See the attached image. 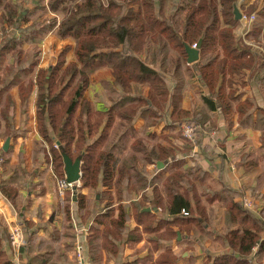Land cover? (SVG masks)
Listing matches in <instances>:
<instances>
[{"label":"trees","instance_id":"obj_1","mask_svg":"<svg viewBox=\"0 0 264 264\" xmlns=\"http://www.w3.org/2000/svg\"><path fill=\"white\" fill-rule=\"evenodd\" d=\"M198 1L0 0V82L4 83L0 91V102L4 103H0V116L10 124L11 108L15 105L9 93L12 87H19L23 109L36 87L37 123L42 136L36 142L38 150L46 155L51 153L58 177L66 176L63 153L73 160L81 158L82 185L77 187L76 204L83 221L93 218L86 237L90 264H98L104 251L120 257L125 244L137 243L143 233L155 249L163 248L152 264H176L183 257V253L174 252L171 246L178 232L182 234L179 242L198 244L201 249L207 239H212L204 249L208 252L204 264H264L261 263L264 209L257 212L248 208L242 198L237 199L245 192L226 185L211 193H200L197 183L200 185L209 179L201 165L197 162L183 167L184 161L179 159L167 164L168 157L177 155L176 150L162 148L156 153L154 147L147 146V138L142 135L144 130H136L132 125L137 114H146V111L159 121L162 116L157 111L168 104L173 106V120L183 122L188 113L181 109L180 101L186 79L195 71L201 72L202 79L211 87L212 82H208L211 63L205 56L189 64L171 48L163 34L169 28L180 31L184 13ZM218 2L220 10L230 16L233 24L220 32V42L224 45L232 42L233 34L228 28L240 22L234 15L238 0ZM260 16L264 19V7ZM51 32L60 38H72L75 45L64 46L51 68L37 69L41 43ZM261 32L264 36V29L257 27V35ZM73 47L75 60L68 61ZM104 66L111 68L114 77L107 89L115 93L120 88L121 92L114 95V102L107 110H99L84 95L91 86V75ZM169 79L174 82L172 88ZM145 89L147 95H144ZM180 137L185 144L179 150L181 153L192 152L195 146L202 149L200 132L194 141L183 134ZM57 141H60L59 147L55 146ZM127 147L129 155H125ZM207 148L206 145L204 149ZM5 154L2 150V172L7 164ZM139 154L145 156L143 163H154L157 169L159 161L163 162L169 173L143 174L137 168ZM121 155L125 156L120 158ZM20 172V168H15L14 175L0 180V189L11 200ZM98 185L105 187L99 200L105 201L106 206L94 211L84 189L92 191ZM148 187H152L150 196L146 192ZM111 189L116 194V202L112 200ZM138 195L141 200L135 199ZM214 201L222 206V232L213 225L217 207L208 208L206 204ZM150 205L159 212L146 210ZM63 212L65 248L74 251L73 259L56 254L57 247L48 244L43 246L45 256L28 252L31 256L27 264H44L45 259L48 264H78L79 233L73 220L70 189ZM132 218L137 224L130 228ZM32 238L29 249L34 246ZM194 263L195 257L191 261Z\"/></svg>","mask_w":264,"mask_h":264},{"label":"crops","instance_id":"obj_2","mask_svg":"<svg viewBox=\"0 0 264 264\" xmlns=\"http://www.w3.org/2000/svg\"><path fill=\"white\" fill-rule=\"evenodd\" d=\"M229 17L220 10L218 0H199L184 13L180 31L176 32L169 28L163 32L171 48L183 55L186 61L185 45L192 46L194 42L202 39L199 59L205 56L206 61L211 63L209 70L212 74L210 73V78L208 77V82H212L211 87L202 79L201 72L195 71L187 77L184 96L180 101L181 109L188 113L183 122L173 120L171 115L173 106L168 104L166 108L157 111V115L162 116L159 121L150 114V111H146V114H137L132 125L136 130H144L142 135L147 138V146L154 147L156 153L162 148L176 150L177 155L168 157L167 164L175 159L183 160V167L194 166L198 162L209 177L208 182L200 185L197 183L200 193H211L214 189H220L222 185L248 194L254 193L256 204L252 203V207H255L254 209L258 212L264 209V55L257 50V24L252 30L248 29L245 32L244 26H241L239 22L233 26L234 28H228L233 34L232 42L226 44L224 42V45L220 42L221 30L233 25ZM48 36V39L52 41L65 40L64 46L75 45L72 38H60L53 32L46 37ZM64 46L57 49L55 58L48 62L43 58L47 51V44L42 41L41 58L37 69L51 68L56 64ZM24 47H28V44ZM74 60L73 47L68 54V61ZM4 71L3 69L2 73ZM8 79L11 80L12 76L10 75ZM91 80V86L84 97L91 100L96 109L107 110L114 102V95H119L121 92L120 88L115 93L107 89V85L114 81L111 68L107 66L99 68L91 75ZM168 84L170 88L174 86L171 79L168 80ZM3 85L4 83L0 82V91ZM36 92L35 87L27 107L23 109L19 87H12L9 93L15 100V105L11 108L10 124L3 121L0 116V153L4 150L7 158L6 168L0 174V180L2 178L6 180L14 175L15 168H20L22 171L20 180L14 182L15 191L12 200L0 189V264H27L31 256L28 252H32L30 253L32 255L45 256L46 248H40V243L36 241V236L42 234L44 230L48 235L53 233L59 235V238L53 241L56 243L59 240L60 243L56 254L64 255V257L68 255L71 260L74 255L73 250L68 251L65 248L63 228L65 222L63 208L68 190L64 195L59 193L54 185L57 183L58 175L53 169L51 153L48 152L47 155L50 157L48 158L44 152L38 150L36 144L42 139L37 123ZM144 95H147V89L144 90ZM195 118L200 121L189 122V119ZM187 123L197 125V134L198 132L202 134L203 144L202 149L195 146L192 152L181 153L179 150L185 144L180 136L184 135L183 127ZM8 138L10 142L5 150L3 146ZM206 145L208 148L204 149ZM139 155L137 168L143 174L161 176L163 173H169L165 170L164 163L162 167L156 168L155 172H150L149 163L145 167L141 165L145 156ZM151 188L148 187L146 192H150ZM102 190H105V187ZM111 190L114 193V190ZM239 198L244 201V197L237 199ZM135 199L141 200V195ZM100 202L102 205L105 204L103 201ZM206 204L208 208L217 207L215 220L220 219L224 225L222 213H220L222 206L219 202ZM148 207L159 212V209L152 205ZM72 209L76 210L73 213V220L76 231L79 233L77 245H81L82 253L84 257H87L89 250L86 237L93 218L83 221L76 201L73 200V191ZM15 222L22 223L26 231V249L24 250L16 251L11 245L10 229ZM42 224H46V227H42ZM136 224L135 219L132 218L129 226L132 228ZM213 225L215 227V224ZM215 229L218 228L215 227ZM142 235L137 243H126L118 258L104 251L102 260L98 264L154 263L163 252V248L155 249L154 243L148 240L149 237L145 233ZM31 238L35 242L32 249H29ZM181 238L182 234L181 237L178 234L171 243L174 252L183 253V257L176 264H191L194 257V264H204L208 258V252L204 253L199 249L196 250L197 248L184 249L182 252L181 248H184L182 245L189 243L188 241L179 242ZM211 241V238L207 239L206 246ZM195 246L199 247L198 244ZM202 253H204V259ZM213 253L215 252L212 251ZM85 259L87 264H90L89 259ZM261 263H264V256ZM44 264H48V259L44 260Z\"/></svg>","mask_w":264,"mask_h":264},{"label":"rangeland","instance_id":"obj_3","mask_svg":"<svg viewBox=\"0 0 264 264\" xmlns=\"http://www.w3.org/2000/svg\"><path fill=\"white\" fill-rule=\"evenodd\" d=\"M237 4L241 8L243 13H245V14H247L249 16H252V14L256 15V17H255V19L253 21L240 20V24H241V26H244L245 32L248 29L252 30L253 26L256 25V24H257V27L261 28V31H262L264 29V19H263V17H260V12H261L262 8L264 7V0H238ZM48 38H49V36L46 37V39L43 40V43L47 44V51L45 52L43 58L46 59L48 62H50L51 60H53V58H55V55L57 53L56 50L59 49L60 47L62 48L65 45V40L62 41V40L55 39L56 41H52V40H50ZM261 47H263V49H261ZM257 50H259L262 53V55H264V36H263L262 32H261V34L257 35ZM47 61H45V62H47ZM132 141H133V143H135L136 139H133ZM55 146L59 147V144H57V142H56ZM128 147H129V145H128ZM126 154L127 155L131 154L130 148H128L126 150L125 155ZM125 155H121L120 158H122ZM149 164H150L149 167H148L149 171L150 172L152 171V173L155 172L154 170L156 169V164H154V163H149ZM141 165H143L145 167L147 165V163L144 162ZM54 185L57 188V183H54ZM81 185H82V182L80 180L79 181V186H81ZM102 189H103V187H101V185H98L97 189H94L92 191L89 190V189H84V192L88 193V195H89L90 207L94 211H97L100 207L104 208L103 206H106V203H105V205L104 204L102 205L100 200H99L100 199V194L103 191ZM71 191H73L72 188H71ZM250 192L252 193V191H250ZM151 194H152V190H150L149 196ZM112 195H113L112 196L113 197L112 200L114 199L113 202H116V194H115V192L112 193ZM254 196H255L254 193L253 194L244 193V195H243L244 198H248L249 202L253 203L255 205L256 203L254 201L255 200ZM114 204L117 205L118 203H114ZM253 204H252V206H253ZM248 208H250V207H248ZM251 208H253V207H251ZM254 208H253V210L257 211V209H254ZM75 212H76V210L73 211V209H72V215ZM51 218L53 219V217H51ZM54 219L57 220L58 218H54ZM214 224H215V227L218 228L217 230L219 232L223 231V225H222V222H221L220 219L215 220ZM26 226H28V225H26ZM26 226H25V228H26ZM41 226L42 227H46V224H42ZM58 238H59V235L57 236L56 233H53L52 235H48V234H46V232L44 230V232L42 234H38L36 236V241L38 243H40L39 244L40 248H42L43 246L48 245V244H53V245L56 244L55 246H57V249H58V248H60V243L58 242L59 240L56 243L53 242V241H56ZM182 246H184V248H181V251L184 250V249H193L194 250V249L197 248L196 250L199 249L200 251H203L204 253H206V250H204L206 248V246L202 247V249L200 247H196L194 244H190V243L188 245H182ZM204 253H202V256H203ZM85 258H88V256L85 257ZM203 259H204V256H203Z\"/></svg>","mask_w":264,"mask_h":264},{"label":"built area","instance_id":"obj_4","mask_svg":"<svg viewBox=\"0 0 264 264\" xmlns=\"http://www.w3.org/2000/svg\"><path fill=\"white\" fill-rule=\"evenodd\" d=\"M255 17H256L255 14H252V16H249V15L243 13L241 20L253 21L255 19ZM197 43L198 42H194L192 44V46L196 47ZM197 131H198L197 125H195L193 123H187L183 127L184 135L191 140L195 139ZM3 162H4V158L0 153V174L2 172ZM56 180H57V188H58V191L61 195H64L67 190H69L73 187V184L67 180L66 176L65 177L56 176ZM244 201H245V205L247 207H250V208L252 207V203L249 202L248 198H244ZM184 212H185V210H184ZM185 213L187 214V212H185ZM10 241H11V245L13 246V248L16 251H19L23 246L26 245V231H25L22 223L15 222L13 224V226L10 229ZM81 249H82L81 245L78 244L77 245L78 264H87L86 259L83 255Z\"/></svg>","mask_w":264,"mask_h":264},{"label":"water","instance_id":"obj_5","mask_svg":"<svg viewBox=\"0 0 264 264\" xmlns=\"http://www.w3.org/2000/svg\"><path fill=\"white\" fill-rule=\"evenodd\" d=\"M234 15L236 20H241L243 16V12L241 8L238 6L237 3L234 5ZM202 45V39L199 40L196 47H193L189 44L185 45V50L187 52V61L189 63L197 62L199 59V51L200 47ZM10 139L8 138L3 146V148L6 150L9 146ZM57 144L60 145V141H57ZM64 163H65V173L67 180L73 184L72 190H73V200H77V194H78V185L79 181L82 177V171H81V165L82 160L80 157L73 160L67 153H63ZM159 167L163 166V162L159 161L158 163ZM147 210H152L151 207H147ZM179 237H181L180 232H178Z\"/></svg>","mask_w":264,"mask_h":264}]
</instances>
